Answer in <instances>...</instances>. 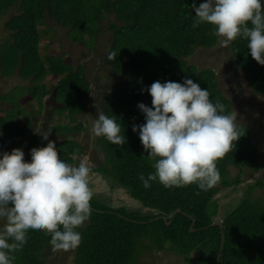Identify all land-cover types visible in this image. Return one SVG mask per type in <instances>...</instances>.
I'll return each instance as SVG.
<instances>
[{
    "label": "trees",
    "instance_id": "1",
    "mask_svg": "<svg viewBox=\"0 0 264 264\" xmlns=\"http://www.w3.org/2000/svg\"><path fill=\"white\" fill-rule=\"evenodd\" d=\"M17 1L0 0V13ZM202 2L20 0V13L6 24L12 41L7 39L1 46L3 72L7 70L12 75L19 68L23 77L35 80L53 76L50 92L57 88V97L64 103L62 116L71 121L86 111L91 81L84 64L76 68L68 53L62 56L58 52L60 43L55 41L57 31L50 20L68 29L70 39L87 45L98 41L107 20L113 31L107 62L114 73L131 74L116 85L117 94L106 98L104 105L108 116L121 123L126 142L117 146L100 137L106 157L100 166L91 164L90 169L95 174L111 175L150 213L126 206L108 207L93 197L91 218L83 226L74 264H146V254L161 251L181 255L187 264H264V159L248 128L237 126L240 137L233 142L231 151L216 162L221 179L208 191L200 190L196 184L165 188L158 181L145 188L139 178L155 172L154 161L144 150L138 132L132 131L133 125L145 123L137 105L142 102L152 106L146 89L153 82H183L190 78L208 90L214 103L225 106L224 114L234 111L216 70L201 68L188 60L199 48L211 50L220 42L213 25L193 27V3L198 6ZM232 47L237 65L250 75L254 89L264 93V66L251 57L247 41L237 38ZM14 119L8 113L0 118L12 137L22 134L17 133V122L8 128ZM83 127L78 122L72 129L81 131ZM25 134L26 131L22 136L28 138ZM79 144L77 155H83L84 146ZM60 158L68 164L74 160L67 152ZM223 191L228 200L224 205L218 197ZM219 214L223 226L213 225ZM49 240L50 235L44 232L29 231L27 243L20 250L28 247L34 256H22L23 263H17L19 253H12L13 264H46Z\"/></svg>",
    "mask_w": 264,
    "mask_h": 264
},
{
    "label": "clouds",
    "instance_id": "2",
    "mask_svg": "<svg viewBox=\"0 0 264 264\" xmlns=\"http://www.w3.org/2000/svg\"><path fill=\"white\" fill-rule=\"evenodd\" d=\"M193 9V27L213 25L214 35L223 47L237 38L246 40L251 57L264 66V0H203L198 6L193 3ZM146 91L152 106L138 103L145 123L132 127L154 161L155 172L147 178L143 174L139 177L145 188L151 187L152 181L165 188L192 184L202 191L213 188L221 179L216 162L239 139L238 125L253 133L260 151L264 138L259 133L260 125L254 126L248 115L246 120L242 118L245 125L236 124L234 105L232 113L224 114L225 106L214 103L208 90L192 79L155 81ZM42 123L35 134L48 140L49 132L41 130ZM122 128L116 117L98 108L88 132L94 139L103 137L122 146L126 142ZM90 171L84 160L76 166L62 160L52 142L32 148L30 161L25 160L21 148L0 154V264H13L12 253L27 243L29 231L50 235L53 251L68 252L79 247L82 234L78 229L92 213Z\"/></svg>",
    "mask_w": 264,
    "mask_h": 264
},
{
    "label": "rangeland",
    "instance_id": "3",
    "mask_svg": "<svg viewBox=\"0 0 264 264\" xmlns=\"http://www.w3.org/2000/svg\"><path fill=\"white\" fill-rule=\"evenodd\" d=\"M19 6H20V0L17 1V3L8 11L4 13H0V44L2 47L3 45H6L7 39L12 41L11 31L6 28V24L14 15L20 13ZM49 23L51 27L55 31H57L55 41L60 43L58 44L57 47L58 52L61 53L62 56L68 53L72 57L73 64L75 65L76 68H78V66L81 63L87 67L86 74L89 80L91 81V90L93 89L92 93L90 91L87 97V102L91 103L89 107L93 109L95 113H96V109L99 108L106 115H108L106 109H104L103 107L105 105L106 98H108L113 94H117L116 85L118 83H124L127 77H130L131 75L128 72L118 73V74L114 73L112 68L107 62L108 53L111 49L112 41H113V31L111 30L110 26H108V21L107 20L104 21V27L102 29L101 35L99 36L98 41L94 45L93 44L87 45L82 42H75L74 40L69 38L68 29H65L63 26L59 25L57 22L52 20H50ZM215 48L211 49V51L205 48L199 49L198 52L193 56H191L190 58H188V60L191 63H196L200 65L201 68L211 67V63H210L211 61H213L216 64V66L219 67V65L222 62H219L220 60L217 61L219 59L218 55H215V57L213 58L208 57L209 58L208 64L206 63L207 58H205V56L207 57L208 54L210 55L212 53L217 52ZM57 49L54 52H56ZM219 68L221 69V67ZM237 70H238V74L239 72H242L240 82H242L243 85L240 88L244 92H246L245 94L247 99L249 100L256 99L258 101L264 102V95L255 93V89L253 88L252 78L250 77V75L239 67L237 68ZM17 71L21 72L22 69H18V70L16 69L14 72ZM4 72L6 73V76H9L8 74L9 72L7 70ZM14 75L15 74L10 75L11 78ZM46 77L36 80L32 76L24 77L22 79L24 80V86L19 85L18 87L15 88L16 90H13L10 93V97L12 96V98L14 99V103L12 102V106L14 105V109H12L10 114L11 115L13 114L15 119L12 121V123L8 124V128H12L13 125L17 122V126H18L17 133H22L21 135H23V133L26 131L25 135H29L28 138H30L31 140L33 138L34 133L32 131L33 124L32 122L30 123L32 119L30 118L29 109L31 108L35 110V106H37L40 102L44 103L45 96L51 95L52 92L54 91L53 90L52 92H50V86H52V84L55 81L54 77L49 75H47ZM226 77L224 74H221L220 80H222L223 82L221 87L222 90L225 92V94L229 95V93H231L233 90V86L230 83L227 84L224 82ZM236 85L239 87V82L236 83ZM34 91H37L35 97L32 98L31 101L27 103L25 102V105L24 104L22 105V99L24 98V96L27 97L28 95H31V93L33 94ZM58 103L62 104L63 98H59ZM233 103L234 102L232 100L231 106L234 105ZM241 105H243V102L241 103ZM39 110L40 109H38V111ZM59 113L60 116H62L63 110L61 109L58 110V114ZM242 115L243 114H241V116ZM236 116H237L236 124L245 125V122L244 120H242V117L240 116L238 117V115ZM249 116H251L252 119L254 120L255 118L254 116L252 115ZM62 117H65V115H63ZM67 119L68 117H65V120ZM245 120H246V116H245ZM67 124L70 123H66L65 125ZM258 124L260 125L258 126L259 133L264 134V115L260 116V119H258ZM53 126H55V128L61 126L58 118L57 120L55 119ZM74 132H78V131H73L72 134H75ZM11 134L13 136V133ZM77 139L81 140L82 143H84L85 146L87 147L84 150V154L77 155L80 153V149H79L80 144L78 140H74V138L72 137L65 140L63 139L61 145L62 151L60 152V156L64 155V153L67 152V154H69L73 159H74L73 156L75 157L79 156L77 158L86 161L90 168L92 166L91 164L100 166L103 162L102 159L105 160L106 157L104 149L100 147V138H96L97 141L95 142L93 138H91V136H87L85 138L78 137ZM25 144L27 143L25 142ZM260 155L261 158L264 159V144L261 145L260 147ZM76 159H74L69 164L74 166L78 165L79 161ZM103 166H105V163L103 164ZM88 179H89L90 188L94 194L93 197L97 198L100 202L107 205L108 207L119 208L122 206H126L130 209L138 210L143 214H145V212L148 213L149 210L147 209V207L143 206L138 200L134 199L124 187H121L118 184H116V182L112 179L111 175L110 176L103 175L102 173L95 174L90 171ZM225 193L226 192L223 191L222 193L218 194V197L221 199V203L223 205L227 204L226 201H228L225 200L226 197ZM92 203L94 204L95 202ZM219 220H221L220 214L217 217V221ZM84 225L86 226V224ZM82 229L83 227L79 228L78 231L82 232ZM78 248H76L75 250L64 252V251H53L52 247L48 246L45 249L47 255L46 253L44 254L46 255L45 258L47 259L46 264H71L70 262H68L69 259L68 257L72 258V262H73L72 264H74V260H75L74 258L76 257ZM17 253H19V257L16 256V261H18L17 263H19V261L21 262L24 261L22 256L25 255L34 256L32 254V250H30L28 247H26L22 252L21 250L17 251ZM195 255L196 254H193L192 256ZM142 260H143V256H142ZM144 260L146 264H187L185 262V257L170 251H161L159 253H153V252L148 253L144 256ZM21 262L20 264L23 263Z\"/></svg>",
    "mask_w": 264,
    "mask_h": 264
},
{
    "label": "crops",
    "instance_id": "4",
    "mask_svg": "<svg viewBox=\"0 0 264 264\" xmlns=\"http://www.w3.org/2000/svg\"><path fill=\"white\" fill-rule=\"evenodd\" d=\"M0 56H1V44H0ZM13 74L15 75L12 78L10 75L6 76L4 74L2 70V62L0 59V116H1L0 118L4 117L7 113L10 114L12 109H14V105L12 106V102L14 103V99L12 98V96L10 97V93L13 90H16L15 88L18 87L19 85L24 86V80H22L24 77L22 76L21 72L17 71L14 72ZM53 90L56 91L55 97L53 95L54 94L53 91L51 95L45 96L44 103L40 102L37 106H35V110L31 108L29 109L30 118L32 119L30 123L32 122L33 124L32 131L34 133L32 140L30 138L28 139L27 137H23L22 135L12 137L10 133L6 131V129L4 128L3 124L0 121V154H3L4 152H11L14 148H21L25 153V160L30 161L31 156L29 155V153L31 152L30 150L32 148L44 147L47 145V143L52 142L55 143L56 150L58 153H60L62 151L61 145L63 139L65 140L72 137L74 138V140H78L84 146V150L87 148L85 144L82 143V141L77 138L78 137L85 138L87 136H90L88 129L91 127V120L88 111L90 109L89 106L91 103L86 102L87 103L86 111L83 114L78 115L75 121H71L70 120L71 118L69 117L67 120H65V117H67L66 115L65 117H62L60 116V113L58 114V110L63 109L64 103L62 104L58 103L57 88H54ZM31 100H32V93L27 97L24 96V98L22 99V105L23 104L25 105V102L27 103ZM38 109L40 110L38 111ZM57 118L59 119L61 126L55 128V126L53 125L55 119L57 120ZM41 121L43 122L41 130L49 132L48 140H44L41 135L35 134V129L36 127L41 125ZM78 122H82L84 127L81 131L74 132L75 134H72V132L75 131L72 128H74ZM64 123L65 124L70 123V124L65 125ZM93 140L94 142L97 141L96 138L95 139L93 138ZM25 142L27 144H25Z\"/></svg>",
    "mask_w": 264,
    "mask_h": 264
},
{
    "label": "flooded vegetation",
    "instance_id": "5",
    "mask_svg": "<svg viewBox=\"0 0 264 264\" xmlns=\"http://www.w3.org/2000/svg\"><path fill=\"white\" fill-rule=\"evenodd\" d=\"M209 50V49H207ZM215 50L217 52L212 53V54H208L207 57L205 56V58H207L206 63L208 64L209 58L208 57H215V55H218L219 59L217 61L222 62L219 67H221V69L216 66V64L211 61V67H213L217 74H218V79L220 82V85L223 84L222 80H220L221 74H224L226 79L224 80L225 83H230L233 86V90L231 93H229L228 97L233 100L234 102V108H235V113L236 115H238V117H242L244 118L246 115H252V116H256L257 115H264V102L262 101H258V100H249L246 97V92H244L240 87L243 85L241 81V73L239 72L238 74V70H237V66H236V58L234 56V50L232 47V44L229 45L228 47H223L221 45V43L215 48ZM211 51V50H209ZM239 82V87L236 85V83ZM93 90V89H92ZM91 90V93H92ZM224 92V91H223ZM225 93V92H224ZM255 93L257 94H261L264 95V93H259L255 90ZM227 95V94H226ZM243 102V105H241V103ZM102 107V106H101ZM104 107V106H103ZM98 108L96 109V113H97ZM88 113L90 114V120L93 118H95L97 116V114L94 112L93 109H89ZM241 114H243L241 116ZM258 119H260L259 117L254 118V126H258ZM264 144V138L262 137L260 144L259 145H263ZM31 151V150H30ZM29 155L31 156V152L29 153ZM150 212L148 211L145 212V214H149ZM65 258V257H62ZM69 258V259H68ZM68 262H70L71 264L72 262V258L68 257Z\"/></svg>",
    "mask_w": 264,
    "mask_h": 264
},
{
    "label": "water",
    "instance_id": "6",
    "mask_svg": "<svg viewBox=\"0 0 264 264\" xmlns=\"http://www.w3.org/2000/svg\"><path fill=\"white\" fill-rule=\"evenodd\" d=\"M53 93H54L53 95L55 97L56 96L55 95L56 94V91H54ZM179 211H180V209H178L176 212H179ZM213 225H221V226H223V223L222 222H214Z\"/></svg>",
    "mask_w": 264,
    "mask_h": 264
}]
</instances>
